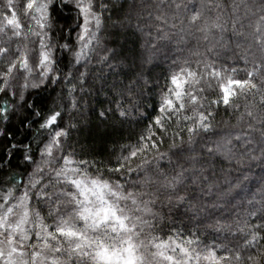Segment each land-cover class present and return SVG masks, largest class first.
Wrapping results in <instances>:
<instances>
[{"label": "snow or ice", "instance_id": "obj_1", "mask_svg": "<svg viewBox=\"0 0 264 264\" xmlns=\"http://www.w3.org/2000/svg\"><path fill=\"white\" fill-rule=\"evenodd\" d=\"M0 264H264V0H0Z\"/></svg>", "mask_w": 264, "mask_h": 264}, {"label": "trees", "instance_id": "obj_2", "mask_svg": "<svg viewBox=\"0 0 264 264\" xmlns=\"http://www.w3.org/2000/svg\"><path fill=\"white\" fill-rule=\"evenodd\" d=\"M209 3L212 2V0H208ZM223 3L227 4L230 2V0H222ZM57 90H52L51 88L47 89L46 91H40L39 93H33L31 96V99L37 100L42 105H48L57 94ZM25 135H30V133H25ZM18 138H23L22 136H18ZM16 171H22V169H16Z\"/></svg>", "mask_w": 264, "mask_h": 264}]
</instances>
